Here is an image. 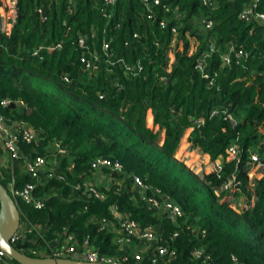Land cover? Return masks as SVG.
<instances>
[{
    "label": "trees",
    "instance_id": "trees-1",
    "mask_svg": "<svg viewBox=\"0 0 264 264\" xmlns=\"http://www.w3.org/2000/svg\"><path fill=\"white\" fill-rule=\"evenodd\" d=\"M251 1L255 12L264 13V0H159L156 18H147L139 0L0 3L4 12L8 9L7 16L0 14V101L22 103L0 105V114L8 122L23 121L39 137L37 145L19 142L20 156L12 167L16 186L29 176L17 173L15 163L43 154L51 143L64 150L58 160L63 180L41 170L34 193L44 206L17 200L21 221L41 226L50 246L65 232L79 243L87 239L100 255L125 256L122 264H150L148 244L133 241V247L122 249L115 244L116 212L140 229L149 226L158 238L178 233L167 264H264V174L253 180L250 205L245 173L251 151L264 166V25L238 18ZM161 17L167 20L164 28L157 24ZM203 20L211 26L205 28ZM79 37L97 54V70L83 69L79 55L86 49L78 45ZM103 41L111 61L137 62L140 70L124 72L120 63L105 62ZM55 43L59 49L32 54ZM229 46L230 63L221 65ZM237 50L244 55L236 56ZM202 56L206 78L195 67ZM214 109L218 113L210 116ZM221 111L232 116L233 126ZM185 130L192 148L210 160L219 158L216 170L200 176L174 156ZM230 144L237 145V160L225 158ZM97 156L116 159L122 167L120 173L110 172L108 186H93L102 198L86 191L92 179L89 161ZM10 176L0 169L5 188ZM131 176L178 205L181 216L172 220L148 212ZM232 176L246 197L239 210L229 206L233 199L220 201L222 194H216ZM22 245L33 248L32 237ZM194 249L202 251L201 258L192 257ZM135 251L142 257L138 263L131 258Z\"/></svg>",
    "mask_w": 264,
    "mask_h": 264
},
{
    "label": "built area",
    "instance_id": "built-area-1",
    "mask_svg": "<svg viewBox=\"0 0 264 264\" xmlns=\"http://www.w3.org/2000/svg\"><path fill=\"white\" fill-rule=\"evenodd\" d=\"M104 4H113L114 0H103ZM142 4L145 14L147 18H151L152 16L156 18L154 13V7L161 4L159 0H139ZM202 3H205V0H202ZM255 4L254 1L249 2L246 6H244L238 13V18L249 22L251 20L256 21L259 24L264 25V13L255 12L253 10ZM176 8V7H175ZM174 8V9H175ZM161 10L163 12H168L169 7L166 5H161ZM205 28H209L211 26L210 20L202 21ZM157 24L160 28H164L167 24V20L161 17L157 20ZM170 32H176V26L170 27ZM83 37L78 38V45L81 48H85L83 44ZM60 43L50 44L47 46H38L33 51L32 54L35 55L39 53L41 49L46 51H52L54 49H59ZM101 50L104 52L105 62L109 65H113L115 63H120L124 72H131L140 70L139 64L136 62L133 65H127L122 62V60L111 61L108 50V43L103 41ZM231 51V46L228 47L227 52L220 56L221 65H228L230 63L229 52ZM236 56L244 55L241 50H237L235 53ZM98 56L95 52H89L86 49V52H82L79 55V61L82 64L84 70L89 72L95 71L98 68L97 65ZM203 64V56L199 58L196 62V69L201 72V76L206 78L207 74L202 71ZM65 79V78H64ZM163 80V77L159 78ZM66 80V79H65ZM101 98V94L99 95ZM20 105L19 102H12L10 100L3 99L0 101V105L2 107L9 106L10 104ZM224 113L223 119H226L232 126L235 124L234 119L225 111H221ZM218 113L217 110H211L210 116H215ZM8 121L0 114V146L2 150L7 154L10 161H14L20 156L19 150V142L23 141L28 144L37 145L39 137L38 131L24 123L23 121ZM198 124L202 122L201 119L196 121ZM189 151L196 152L194 155L185 154L183 161L186 164L185 158H187L188 162L186 166L189 167L194 173H203L201 170L205 169V165L208 164V161H203L199 154H203L198 148H188ZM238 148L236 144H230L225 148V158L227 160L235 159L237 160ZM64 155V150L58 145V143L49 144L43 154L32 155L31 157H24V161L22 164L23 171L29 176V180L22 183L19 187L16 186L15 179L11 176L7 182V192L13 199L16 204L17 200H21L25 203L31 204L34 208L40 209L44 206V200L42 196H36L34 193L35 183H37L40 179L39 172L44 170L48 172V176L55 175V177L59 180H63L64 175L58 170L59 158ZM195 156V159H193ZM193 160V161H190ZM216 166L213 161H211ZM220 164V162H219ZM89 168L92 170L91 172L98 171H107L108 173L117 174L122 172V167L120 163L116 159H110L108 157H94L89 161ZM72 165H68L67 168L70 169ZM260 167H264L261 162V157L257 153V151L249 152L248 160L245 162V173L247 179L250 181L251 178L257 177L254 174L255 170L259 171ZM217 168H213L212 171ZM132 186L138 191L140 199L146 204V206H151L155 209V211L159 213H163L168 215L172 220H175L181 216V210L174 202L170 199L161 195L157 190L150 189L148 186L144 185L136 176H131ZM258 179V177H257ZM90 183V182H89ZM87 186L86 191L91 192L95 197L102 198L103 195L99 192L95 191V185L89 184ZM239 182L235 181V178L232 176L228 181L227 185L223 186L220 191L226 192V199L230 197L231 190H238ZM251 185V184H249ZM76 188H79L77 185ZM149 193V195L147 194ZM235 210L236 208H241L239 204L232 200L230 203ZM117 218L118 229L115 231V244L120 248H128L133 247V241H140L142 243L148 244L153 253L148 258L150 264H167L168 261L173 259L174 250L171 249V244L174 238L177 236V232L174 231L167 239H161L156 237V235L152 232V229L149 226H146L144 229H140L139 226L133 221L129 220L126 216L117 215L116 212L113 213ZM103 224H107L104 222L101 224L100 228H103ZM27 225V226H26ZM41 226L37 225H29L24 221H20V224L16 230V232L12 235L10 239V244L12 246L22 245V243L27 239V237H32V243L34 245L33 248H23L22 252L26 255H34V256H46L49 258H68L72 260L84 261L87 263H100V264H122L126 261V257L123 256L119 259V257H107L104 255H100L93 248L92 245L89 244L87 239H84L82 242L74 241L73 237L65 232H63L56 241H54L53 245H49L43 239V231H41ZM42 243L44 245L43 248H38L37 244ZM48 244V245H47ZM36 245V246H35ZM202 256V251L199 249H194L192 251V257L194 259H199ZM132 260L135 263L141 261L142 257L139 252L135 251L132 255ZM207 259L204 258L203 262ZM11 260L8 256H6L3 252L0 251V264H10ZM207 264V263H206Z\"/></svg>",
    "mask_w": 264,
    "mask_h": 264
},
{
    "label": "water",
    "instance_id": "water-1",
    "mask_svg": "<svg viewBox=\"0 0 264 264\" xmlns=\"http://www.w3.org/2000/svg\"><path fill=\"white\" fill-rule=\"evenodd\" d=\"M9 106L13 107V104L11 103ZM146 209L148 212H155V209L151 206H146ZM20 221V213L15 202L0 183V251L8 256L12 262L16 264H100L68 258H49L24 254L22 252L23 245L12 246L10 244V239L16 232Z\"/></svg>",
    "mask_w": 264,
    "mask_h": 264
},
{
    "label": "crops",
    "instance_id": "crops-1",
    "mask_svg": "<svg viewBox=\"0 0 264 264\" xmlns=\"http://www.w3.org/2000/svg\"><path fill=\"white\" fill-rule=\"evenodd\" d=\"M146 125L148 127H151V115H150V112L147 111L146 112ZM154 128H156L154 126ZM186 134H183V136L181 137L180 141H179V144L175 150V154L174 156L178 159V160H182L185 156L184 154V149L187 147V148H192L190 146V144L187 142V135H188V131L185 132ZM204 156L206 158L209 159V156L205 153H203ZM206 158H203V161L206 160ZM210 160V159H209ZM185 161L188 162L187 158H185ZM210 161H213L216 165L215 168H218L219 167V158H216L214 160H210ZM185 163V162H184ZM17 168H18V172H23V168H22V164H18V163H15ZM13 165H14V162L10 161L7 154L2 150L1 146H0V169L1 170H6L8 169L10 175L15 179V182H16V177H14V174H13ZM92 173V179L89 180V184H93V185H96V186H102V187H106L109 185V183L112 181V175L110 173H108L107 171H98V172H91ZM10 176V177H11ZM248 182L250 183V181L248 180ZM234 196H236L237 194L234 193L233 194ZM236 204H240V202L237 200L235 201ZM114 215V214H113Z\"/></svg>",
    "mask_w": 264,
    "mask_h": 264
},
{
    "label": "rangeland",
    "instance_id": "rangeland-1",
    "mask_svg": "<svg viewBox=\"0 0 264 264\" xmlns=\"http://www.w3.org/2000/svg\"><path fill=\"white\" fill-rule=\"evenodd\" d=\"M0 3H1V6L2 7H6V6H8V4L10 3V0H0ZM7 8H6V12H4L3 10H2V8H0V14L1 15H5V16H7ZM187 130H185V132H186ZM184 132V134H186ZM196 152H192V151H189L188 150V148L186 147L185 149H184V154H188L189 156L190 155H194ZM196 155V154H195ZM199 156H200V158L203 160V158H206L205 156H204V154H199ZM193 159H195V156H193ZM206 160L208 161V164H206L205 165V169H202L201 171L203 172V173H199L200 174V176H202L203 174H207V173H209V172H211L212 170H213V168L214 167H216V166H213L214 164L208 159V158H206ZM205 160V161H206ZM190 161H193V160H190ZM194 162V161H193ZM186 164H187V162H186ZM202 174V175H201ZM254 174L258 177V178H260L263 174H264V167H260L259 168V171L258 170H255L254 171ZM257 177H253V178H251V180H250V183L248 182V179H247V183H246V185L248 186V190L246 191L248 194H249V201H250V205L252 204V199L250 198L251 197V190H252V187L254 186V185H252L253 184V180H255V179H257ZM238 182V181H237ZM249 184H251L250 186H249ZM226 185H227V183L225 184V187H226ZM246 190V189H245ZM224 191V190H223ZM223 191L222 192H219L218 190H216V194H222L221 195V199H220V201H226L225 199H226V192H224L223 193ZM234 192H237V195L236 196H234V195H230V197L229 198H231V199H233L234 201H239L240 202V204H239V206H242L241 208H243V206H244V202L246 201V197H245V195L243 196L241 193H240V191H238V190H231L229 193H231V194H234ZM242 193H245V192H243L242 191ZM230 206V205H229ZM230 207H232V206H230ZM233 208V207H232ZM240 208V209H241ZM234 209V208H233ZM238 208H236V210H237ZM239 210V209H238Z\"/></svg>",
    "mask_w": 264,
    "mask_h": 264
}]
</instances>
